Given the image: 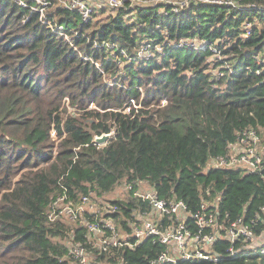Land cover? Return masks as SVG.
Here are the masks:
<instances>
[{"label":"trees","instance_id":"1","mask_svg":"<svg viewBox=\"0 0 264 264\" xmlns=\"http://www.w3.org/2000/svg\"><path fill=\"white\" fill-rule=\"evenodd\" d=\"M146 1L102 22L56 7L46 23L0 1V264H76L72 223L51 220L53 202L107 196L136 180L192 212L220 198V222L255 220L264 233V169L207 168L244 131L264 140V0H178L188 2L178 12ZM190 40L200 47L182 45ZM146 46L153 55L139 57ZM85 235L76 229L75 240L88 247ZM164 249L148 240L112 255L93 250L91 264H148ZM213 249L216 262L178 264H264L239 242L219 239Z\"/></svg>","mask_w":264,"mask_h":264},{"label":"built area","instance_id":"2","mask_svg":"<svg viewBox=\"0 0 264 264\" xmlns=\"http://www.w3.org/2000/svg\"><path fill=\"white\" fill-rule=\"evenodd\" d=\"M11 2L28 9L30 13L39 14L44 23L47 14L56 7L77 12L84 21H88L100 9L118 13L124 8L148 4L146 0H0ZM209 4H228L238 6L236 2L224 0H196ZM157 2V1H156ZM162 3L185 8L188 2L178 0H161ZM178 12V11H177ZM46 23V22H45ZM52 27V25H50ZM195 46L194 42L183 41L182 45ZM145 53L144 55H142ZM152 53L150 46L139 52V57L148 58ZM114 133V132H113ZM207 168L242 170L245 174L261 173L264 169V140L257 130L249 129L238 136L237 141L229 147L227 154L212 159ZM115 198H126L132 193L137 198L133 206L120 205L106 195L98 197L95 192L83 196L78 203L66 202L60 197L53 202L51 220L62 219L68 214L74 224L70 228V239L66 242L69 255L76 264H91L93 250L99 253L115 254L121 249L136 250L148 240L160 243L164 251L148 264H178L180 261L216 262L214 244L223 239L231 243L239 242L242 249L264 255V244L260 243L253 229L257 221L242 223V219L230 224L220 222V198L213 202L204 201L201 208L192 212L187 204L177 197L164 198L147 180L126 183L119 189ZM59 204H64L59 207ZM264 223V206L261 209ZM86 230L88 247L76 241V229ZM232 254L235 253L231 250ZM119 264H124L123 262Z\"/></svg>","mask_w":264,"mask_h":264},{"label":"rangeland","instance_id":"3","mask_svg":"<svg viewBox=\"0 0 264 264\" xmlns=\"http://www.w3.org/2000/svg\"><path fill=\"white\" fill-rule=\"evenodd\" d=\"M183 8H181V7H177V11H181ZM162 11H164V10H162ZM111 14H114V13H112V12H106L105 14H97L98 15V17H92L91 18V21H97V20H99V21H106L107 19H108V17L111 15ZM59 34H63V33H59ZM68 41H70V37H67L66 38ZM189 43H192V41L190 40L189 41ZM200 42L199 41H194V45L196 46V47H200ZM160 49V48H159ZM145 53H143L142 55H144ZM151 55H153L152 53H151ZM150 55V56H151ZM213 73L214 74H218V70L217 69H215V70H213ZM143 99V97L141 98V100ZM164 103V102H163ZM91 108H95V107H90L89 109H91ZM72 111V110H71ZM112 135H113V138L115 137V133H113L112 132ZM52 139H53V142L55 143V146L56 147H54V153L55 154H57V149H58V145H59V143H60V141L61 140H59L56 136H55V134L53 133L52 134ZM118 196H121L120 195V191L119 190H116L114 193H110V194H107V198H109V199H113V198H115V197H118ZM64 206V204H59V207H63ZM65 215V217H63V220H65V221H67V222H69V223H72V220L69 218V215L68 214H64ZM74 224L72 223L71 224V226H73Z\"/></svg>","mask_w":264,"mask_h":264},{"label":"water","instance_id":"4","mask_svg":"<svg viewBox=\"0 0 264 264\" xmlns=\"http://www.w3.org/2000/svg\"><path fill=\"white\" fill-rule=\"evenodd\" d=\"M111 139H113L112 133L102 134L100 136H95L94 137V143L98 144V145H103V144H106Z\"/></svg>","mask_w":264,"mask_h":264},{"label":"crops","instance_id":"5","mask_svg":"<svg viewBox=\"0 0 264 264\" xmlns=\"http://www.w3.org/2000/svg\"><path fill=\"white\" fill-rule=\"evenodd\" d=\"M258 241L264 244V233L260 235V238L258 239Z\"/></svg>","mask_w":264,"mask_h":264}]
</instances>
